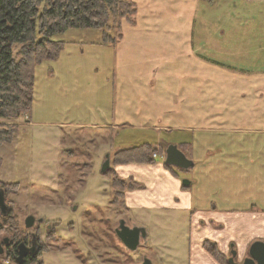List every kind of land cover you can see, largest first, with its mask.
<instances>
[{"label": "rangeland", "instance_id": "374dc122", "mask_svg": "<svg viewBox=\"0 0 264 264\" xmlns=\"http://www.w3.org/2000/svg\"><path fill=\"white\" fill-rule=\"evenodd\" d=\"M237 4L242 12L235 13L230 20L248 24L245 44L240 42V37L232 36L225 44L228 46L224 55L217 56L215 52L208 57L221 61L222 68L245 74L254 86L252 89L249 86L204 88L206 112L212 106L219 107L218 101L226 104L223 99L228 100L232 93L234 99L231 110L223 109L224 125L213 128L218 123L206 121L207 128L199 134L216 139V143L205 146L223 149L227 157L223 158L225 161L217 159V164L230 171L229 175L218 172L213 181L207 180V185L219 192L220 197L248 201L264 198V123L256 117L264 114V101L260 97L264 99V89L255 91V88H264V0H238ZM124 21L128 20L118 17L112 28L120 23L123 26ZM101 34L96 29H77L53 36V40L66 43L64 51L58 59L44 61L36 68L32 112L16 121L19 131L14 140L0 146V183L18 184L9 185L5 190L14 217L0 218V242L8 237L17 241L28 237L30 245L31 235L35 233L41 244L38 261L44 264H144L147 260L151 264H188L187 220H166L161 224L155 221L153 225L146 218H139L150 232L135 251L129 250L116 233L121 220L130 227L138 225L137 217L126 206L129 190L117 193L118 198L115 194L112 179H124L116 171L122 164L115 163V154L149 143L156 146L149 158L165 162L169 141L180 143L190 132L180 127L155 130L151 126L122 124L125 120H121V110L115 102V94L121 88H115L113 77L114 64L120 60L113 54L111 46L114 45L105 44ZM17 52L18 49L16 57ZM120 63L124 66V87H128L133 82L128 72L133 62ZM116 82L121 85L120 77ZM172 88L180 86L172 84ZM123 89L126 92L129 88ZM228 90L231 92L226 93ZM148 100L137 102L142 110L152 104ZM242 102L247 104L235 109L234 103ZM178 106L174 104L172 112L163 107L149 108L151 121L171 122L164 124L169 127L180 126ZM242 114L246 115V122L241 121ZM127 120L135 121V118ZM198 150L203 154L202 148ZM228 151L235 153L230 156L226 154ZM107 155L111 163L103 172ZM227 160L232 163H226ZM189 174L197 176L193 171ZM256 176L262 183L261 190L251 189L256 187ZM124 180L137 184L135 189L142 186L132 178ZM228 182L239 185L231 190L233 186ZM211 194L208 191L207 197ZM29 216L35 218L30 228L25 225ZM6 253L0 255V264H17L12 259L6 262Z\"/></svg>", "mask_w": 264, "mask_h": 264}, {"label": "crops", "instance_id": "0c3cea01", "mask_svg": "<svg viewBox=\"0 0 264 264\" xmlns=\"http://www.w3.org/2000/svg\"><path fill=\"white\" fill-rule=\"evenodd\" d=\"M122 1L135 2L138 8L134 23L124 21L122 38L116 45H110L120 62H133L131 70H128L129 79L133 82L132 85L127 84L128 87H124L123 83V63L114 64L115 88H121L115 94V102L121 110V120H125L122 124L151 126L155 130L180 127L184 132L189 131L190 135L184 136L180 143L172 140L169 143L181 144L185 154L194 161V166L189 169L168 167L163 161H155L157 164L135 162L118 165L116 171L120 176L142 184L141 188L126 192L127 209L135 214L136 224L144 227L147 234L149 227L142 224L139 218H146L153 225L155 221L161 224L166 220H187L188 264H229L233 250L237 251L236 260L243 262L251 244L264 240V198L254 197L246 201L236 197H220L219 192L209 187V178L213 181L212 177L218 172H228L229 175L230 171L224 165L217 164V159L225 161L223 158L227 156L224 150L205 146L209 142L216 143V139L199 134L207 128L204 127L206 121L217 122L218 125L213 128L224 125L226 117L223 109L231 110L234 99L232 93L228 100L223 99L226 104L218 101L219 107L212 106L206 112L205 89L254 86L245 74L222 68L219 66L221 61L208 57V54L215 52L217 56L219 53L224 55L228 46L225 44L234 38L232 36L240 37V42L245 44V35L249 30L245 27L248 24L230 20L235 13L242 12L238 0ZM119 77L120 86L116 82ZM172 84H178L180 88H172ZM123 88L129 89L125 92ZM261 89L264 88H255V91ZM260 97L263 102V97ZM148 98L152 104L142 110L137 102H145ZM174 104H179L178 112L181 111L180 126L169 127L164 124L171 122L151 121L149 108L163 107L172 112ZM234 104L237 109L247 103ZM124 108L127 111H123ZM132 117L135 121L129 122L127 119ZM256 117L264 123V114ZM241 118L242 122H246L245 114ZM198 148H202L203 154ZM234 153L228 151L226 154L231 156ZM226 163L232 161L227 160ZM191 171L197 176L193 174L190 177ZM185 179L190 181L189 185L183 183ZM255 179L256 187L251 189L261 190L259 177ZM227 184L233 186L231 190H236L239 185ZM208 191H212L209 197ZM208 245L216 248L222 259L213 255Z\"/></svg>", "mask_w": 264, "mask_h": 264}, {"label": "trees", "instance_id": "16d2710c", "mask_svg": "<svg viewBox=\"0 0 264 264\" xmlns=\"http://www.w3.org/2000/svg\"><path fill=\"white\" fill-rule=\"evenodd\" d=\"M137 10L135 2L122 0H0V146L14 140L19 131L16 121L32 112L37 66L58 59L66 47L64 41L53 40V36L69 30L96 29L102 32L104 43L115 45L123 36V26L119 22L112 28V24L118 17L134 23ZM17 49L18 57L15 56ZM155 147L143 143L124 149L115 154V163H153L156 160L149 158V153ZM129 183L124 179H112L115 194L137 187ZM9 185L18 186L17 183H0V188L7 190ZM12 211L0 214V218L14 217ZM11 239L4 260L15 262L17 245L24 238H20L21 241ZM208 248L222 259L216 248L211 245ZM38 255L30 258L27 264H44L38 261Z\"/></svg>", "mask_w": 264, "mask_h": 264}, {"label": "water", "instance_id": "95a60500", "mask_svg": "<svg viewBox=\"0 0 264 264\" xmlns=\"http://www.w3.org/2000/svg\"><path fill=\"white\" fill-rule=\"evenodd\" d=\"M165 159L167 165L181 169H189L194 166V161L190 159L177 144H170L168 146ZM110 163L109 155H107L106 162L103 166V172L109 168ZM183 183L189 185L190 181L185 179L183 180ZM10 211L11 206L7 202L6 191L3 188H0V214L7 215ZM34 224L35 218L33 216H29L25 221V225L28 228L32 227ZM116 233L123 244L131 251L137 250L141 243V239L146 238L147 236V231L144 227H130L126 224L125 220L120 221ZM3 241L8 243L9 238H5ZM3 253V245L2 242H0V255H3ZM30 253L32 255L37 253V244L35 242L32 247H29L25 242L19 243L18 255L15 259L17 264H24L26 257ZM236 259L237 251L233 250L228 260L229 264H264V240H257L251 244L248 256L243 262H238ZM144 264H151V262L147 260Z\"/></svg>", "mask_w": 264, "mask_h": 264}, {"label": "flooded vegetation", "instance_id": "af4514ba", "mask_svg": "<svg viewBox=\"0 0 264 264\" xmlns=\"http://www.w3.org/2000/svg\"><path fill=\"white\" fill-rule=\"evenodd\" d=\"M181 150H182V149H181ZM8 238H9V237H8ZM4 239H5V238H3V240H4ZM3 240H2L1 242H2V245H3V251H4V253H3V255H1V256H4L5 253H6L7 251H9V250H8V247L11 246V243H12V239H11V238H9L8 243H5ZM22 242L27 243V245H28L29 247H32L34 242L37 244V253H36L35 255H32V254L30 253V254L26 257V260H25V262H24V264H26L30 258L35 257V256L39 253V251L41 250V244H40L39 238L37 237V235H36L35 233H32V235H31V241L29 240L30 245H29V243H28V237H27V238H24V240H23ZM20 243H21V242H20ZM18 245H19V244H18ZM18 245H17V249H16V252H17V253L15 254V259H16L17 255H18Z\"/></svg>", "mask_w": 264, "mask_h": 264}, {"label": "built area", "instance_id": "2783aa9c", "mask_svg": "<svg viewBox=\"0 0 264 264\" xmlns=\"http://www.w3.org/2000/svg\"><path fill=\"white\" fill-rule=\"evenodd\" d=\"M156 156V155H155Z\"/></svg>", "mask_w": 264, "mask_h": 264}]
</instances>
